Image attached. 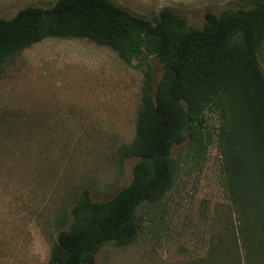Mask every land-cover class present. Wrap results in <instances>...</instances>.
<instances>
[{
  "label": "rangeland",
  "instance_id": "1",
  "mask_svg": "<svg viewBox=\"0 0 264 264\" xmlns=\"http://www.w3.org/2000/svg\"><path fill=\"white\" fill-rule=\"evenodd\" d=\"M55 1L0 0V18ZM112 1L148 20L167 8L196 29L205 12L254 6L252 0ZM138 62L127 65L86 40L52 38L24 49L1 72L0 264H47L60 230L56 220L82 189L102 202L128 185L136 159L120 161L118 151L134 137L148 68ZM259 62L264 73V49ZM148 63L159 77L157 62ZM205 120L207 149L199 157L185 146L173 149L178 179L158 205L138 210L136 241L105 244L93 264H207L231 234L237 215L224 187L218 120L211 112Z\"/></svg>",
  "mask_w": 264,
  "mask_h": 264
},
{
  "label": "trees",
  "instance_id": "2",
  "mask_svg": "<svg viewBox=\"0 0 264 264\" xmlns=\"http://www.w3.org/2000/svg\"><path fill=\"white\" fill-rule=\"evenodd\" d=\"M252 2L250 9L205 12L201 29L167 8L148 20L112 0H56L0 18V74L24 49L52 38L86 40L127 65L139 58L148 66L134 137L118 151L120 161L136 159L130 182L102 202L82 189L56 220L60 230L47 264H93L105 244L134 243L138 210L158 205L178 179L173 149L185 146L195 157L207 149L210 112L218 120L224 187L237 224L207 264L223 255L225 264H264V0Z\"/></svg>",
  "mask_w": 264,
  "mask_h": 264
}]
</instances>
